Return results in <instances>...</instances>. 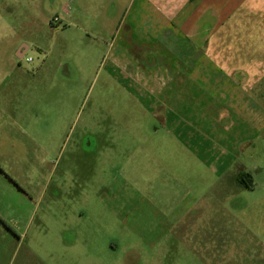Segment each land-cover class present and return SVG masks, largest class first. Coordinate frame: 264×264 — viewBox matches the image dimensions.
<instances>
[{
    "label": "rangeland",
    "instance_id": "1",
    "mask_svg": "<svg viewBox=\"0 0 264 264\" xmlns=\"http://www.w3.org/2000/svg\"><path fill=\"white\" fill-rule=\"evenodd\" d=\"M128 3L0 0V264H264V124L240 110L190 127L120 81L114 56L149 43H127ZM262 21L240 27L243 64ZM236 124L245 142L219 156Z\"/></svg>",
    "mask_w": 264,
    "mask_h": 264
},
{
    "label": "crops",
    "instance_id": "2",
    "mask_svg": "<svg viewBox=\"0 0 264 264\" xmlns=\"http://www.w3.org/2000/svg\"><path fill=\"white\" fill-rule=\"evenodd\" d=\"M128 4L134 17L128 27L127 43L133 45L136 36H143V40L149 43L145 47L139 45L135 48L133 45L125 48L123 53L116 54L113 58L116 69L142 86L170 114L176 117L181 115L183 122L190 127L198 124L190 122L191 115L202 117L210 114L211 119L220 116L222 120H228L230 116L235 119L238 116L236 113L241 110L242 114L252 115L254 119L250 125L252 128L240 121L243 128L253 129V133L262 129L260 124H264V107L260 101H264V0H129ZM28 11L33 10L24 9L25 13ZM62 11L68 13L65 7ZM258 18L263 21L254 35L257 38L253 46L246 45L252 51V58L249 56L252 61L243 64L240 53L248 50L242 49L235 41L242 34L240 27L244 28L247 21ZM160 36L164 40L161 41ZM169 37L175 39L176 43L166 41ZM23 46L24 53L29 51V46L25 44L18 46L14 53L17 55L18 49ZM176 53H180L184 60L181 57L176 59ZM169 57L172 67L178 71L167 65L165 58ZM167 67L173 69L172 74L166 75ZM133 69L144 74L141 82L133 79V75H136ZM200 84L208 86L201 87ZM200 98L206 101V112L203 114L197 108L202 105L201 102L198 104ZM228 100L234 101L231 107ZM183 109L189 110V113H182ZM192 110L197 113L192 114ZM238 127L240 125L235 127V133L227 141L221 137L213 141L221 147L218 148L221 152L219 156L235 155L240 144L245 142L242 141L243 128L241 132ZM202 133L204 136L205 131ZM243 173L247 172L240 171L236 181Z\"/></svg>",
    "mask_w": 264,
    "mask_h": 264
},
{
    "label": "flooded vegetation",
    "instance_id": "3",
    "mask_svg": "<svg viewBox=\"0 0 264 264\" xmlns=\"http://www.w3.org/2000/svg\"><path fill=\"white\" fill-rule=\"evenodd\" d=\"M27 53H28V51L24 53L23 50H22L21 53L18 54V55H16V54L14 53V56H16L18 60H21V59H23V58L27 55ZM29 58H32V57H29ZM27 60H28V58H27ZM28 62H29V63H30V62H34V60H33V59H32L31 61L28 60ZM114 70H115V72H116V75H115V76H116L120 81L125 82L129 87H131V88L133 89V92H135V93H137V94L140 93V92H143L144 94H148V92L145 91V90L142 88V86L138 85V83H135V82L132 80L131 77H127V76H125V75H121L122 77L119 78L118 75L121 73V71H119V70H117V69H114ZM246 174H248V173H243V174H240V175L238 176V179H237L238 183H239L240 185H243V184H241V183L239 182V180H240V178L243 179V177H244V178H245L244 181L248 180L249 184H250V185H253V184H251L250 178L246 177ZM249 175H250V174H249ZM248 187H249V186H248ZM249 188L252 189L253 186H251V187H249ZM122 264H126V260H125V259L123 260Z\"/></svg>",
    "mask_w": 264,
    "mask_h": 264
},
{
    "label": "trees",
    "instance_id": "4",
    "mask_svg": "<svg viewBox=\"0 0 264 264\" xmlns=\"http://www.w3.org/2000/svg\"><path fill=\"white\" fill-rule=\"evenodd\" d=\"M246 177L251 178V175L246 174ZM244 179H245L244 177H243V179L240 178L239 182H240L241 184H246V181H244ZM251 182H252V181H251ZM247 184H248L247 186H249V187L253 186V185H250L249 182H248Z\"/></svg>",
    "mask_w": 264,
    "mask_h": 264
},
{
    "label": "built area",
    "instance_id": "5",
    "mask_svg": "<svg viewBox=\"0 0 264 264\" xmlns=\"http://www.w3.org/2000/svg\"><path fill=\"white\" fill-rule=\"evenodd\" d=\"M60 20H61V19L59 18V16H56V17L54 18V21H55V22H60ZM28 60L31 61L32 58H28Z\"/></svg>",
    "mask_w": 264,
    "mask_h": 264
}]
</instances>
